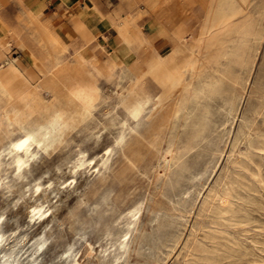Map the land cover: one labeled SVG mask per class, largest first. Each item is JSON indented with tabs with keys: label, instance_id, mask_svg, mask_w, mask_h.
I'll return each instance as SVG.
<instances>
[{
	"label": "bare ground",
	"instance_id": "1",
	"mask_svg": "<svg viewBox=\"0 0 264 264\" xmlns=\"http://www.w3.org/2000/svg\"><path fill=\"white\" fill-rule=\"evenodd\" d=\"M62 1L68 7L69 22L54 27L49 20L41 19L38 11L27 7L24 0H0V186L10 187L3 166L12 170L13 181L26 178L33 163L54 146L64 144L101 109L105 115L117 111L116 119L109 124L111 130L119 131L114 144L124 151L131 149L138 156L146 145L140 137L155 131H151L155 114L160 113V126L176 124L182 118L184 129L190 131V153L206 139L209 107L203 101L222 95V83L213 82L206 70L221 60L230 61L225 77L232 80L235 67L251 68L254 64L251 43L255 26L238 22L245 0H205L198 12L193 10V0H130L133 6H129L126 17L104 15L92 0H85L86 6ZM141 5L149 16L158 15L170 28H180L179 21L183 26L190 20L185 28L195 29L192 33L186 31L187 35L183 33L175 43L157 48L156 43L150 44L139 24ZM113 37L119 44L107 49ZM12 47L21 51L25 63L11 60L8 53ZM224 96L227 114L231 115L233 99L228 94ZM127 97L133 107L118 111V105ZM113 98L117 103L112 102ZM148 108V121H144L142 116ZM259 115H264V102L246 124V140L252 138ZM257 151L264 152V145ZM110 154V146L98 158L79 151L72 162V177L79 171H89L95 163L96 170L104 168ZM232 164L233 169L224 174L219 188L204 203L206 221L189 247L185 264H250L256 257L264 259V221L256 216H264V162L256 160L252 153H241ZM42 186L41 178L33 181V198ZM47 201L38 197L32 202L28 222L47 217ZM139 204L127 209L122 224L107 230L106 239L103 238L106 251H114V262L125 259L129 234L141 209ZM1 238L0 233V242ZM45 245H37L38 253ZM12 257H2L0 264H12Z\"/></svg>",
	"mask_w": 264,
	"mask_h": 264
},
{
	"label": "rangeland",
	"instance_id": "2",
	"mask_svg": "<svg viewBox=\"0 0 264 264\" xmlns=\"http://www.w3.org/2000/svg\"><path fill=\"white\" fill-rule=\"evenodd\" d=\"M240 8L241 18L237 21L256 27L251 43L254 64L251 68L235 67L233 77L236 79L232 80L225 77L230 61L221 60L219 65L212 64L206 70L213 82L222 83V95L210 102L203 101L209 107V124L206 139L197 151L188 152L190 131L184 129L182 118L176 124L160 126L158 113L152 119L155 127L152 126L151 131H155L145 132L140 137L142 144L147 145L143 146L144 153L138 156L131 149L125 152L124 148L114 144L119 131L109 128L111 121L116 119L117 111L113 110L110 115L103 114V109L95 112L92 121L85 127L74 131L64 144L54 146L33 163L26 178L13 181L12 170L3 166L10 187L0 186L1 262L2 257L13 256L12 264H185L189 247L206 221L202 212L204 203L219 188L225 173L233 169L234 159L241 153H252L256 160L264 162V152L257 151L264 145V115L256 117L252 138L246 140L244 136L247 122L255 117V111L264 102V0H245ZM146 33L151 35L153 30L147 28ZM178 33V39L183 37V33L187 35L182 27L178 28ZM163 44L159 42L156 47ZM110 48L108 46L107 49ZM8 55L11 60L25 63L21 51L15 47ZM223 94L233 99L231 115L227 114L228 106L223 100L227 96ZM115 99H112L114 104L117 103ZM131 107L132 100L127 97L117 110H129ZM147 110L142 116L144 121H148L150 108ZM106 146L111 148V157L104 168L96 170L95 163L89 171H79L75 175L77 177H72V162L79 151L98 158L103 155ZM36 178H41L43 186L41 194L33 198L31 185ZM38 197L44 201L49 198V211L46 218L31 223L30 220L28 222V212ZM138 204L141 209L132 227L134 230L127 239L124 255L127 261L119 258L114 262V251H106L103 238L107 230L122 224L127 209ZM256 216L264 221V216L260 217L258 213ZM41 242L46 245L44 248L41 246L38 253L37 245ZM68 248L71 250L68 251ZM260 258L256 257L250 264H264V259Z\"/></svg>",
	"mask_w": 264,
	"mask_h": 264
},
{
	"label": "crops",
	"instance_id": "3",
	"mask_svg": "<svg viewBox=\"0 0 264 264\" xmlns=\"http://www.w3.org/2000/svg\"><path fill=\"white\" fill-rule=\"evenodd\" d=\"M61 1L62 0H24V3L27 7H31L35 11H38V15L40 16V18L42 17L41 19L43 20L47 19L51 22V24L54 27H59L64 23L69 22V16H67L68 7L66 3H64V1L62 2ZM68 1L75 2L81 6L87 5V2L85 0H68ZM92 1L98 7L100 12L104 15H121L123 17H126L130 12L129 6L130 5L133 6V3L130 2V0H92ZM193 1H194L193 10L195 12L196 11L198 12L200 6L205 5L206 2L205 0H193ZM140 10L142 13H140L141 19L139 20V24L143 26L144 36L148 39L150 44H154V43L158 44L159 42L164 44H169V42L175 43L178 40V34H179L178 27H176V29L173 30L170 28L169 25L162 22L158 15L149 16V13L147 11H144L143 5L140 6ZM46 14H51V15L48 16ZM189 22L190 20H188L186 24L187 26ZM181 24L182 22L179 21L177 26L181 27L182 26ZM186 25H183L182 27L186 29L188 33H192L195 27L193 28V30L192 29L190 30V27L185 28ZM147 28H152L153 33L151 35H148L146 33ZM118 44H119L118 39L116 37H113L110 41L109 46L117 47Z\"/></svg>",
	"mask_w": 264,
	"mask_h": 264
}]
</instances>
